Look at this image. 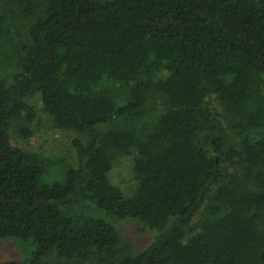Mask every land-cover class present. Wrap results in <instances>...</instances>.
Instances as JSON below:
<instances>
[{
    "label": "trees",
    "instance_id": "trees-1",
    "mask_svg": "<svg viewBox=\"0 0 264 264\" xmlns=\"http://www.w3.org/2000/svg\"><path fill=\"white\" fill-rule=\"evenodd\" d=\"M39 111L66 159L13 144ZM127 220L155 237L121 257ZM8 239L1 264H264V0H0Z\"/></svg>",
    "mask_w": 264,
    "mask_h": 264
},
{
    "label": "rangeland",
    "instance_id": "rangeland-1",
    "mask_svg": "<svg viewBox=\"0 0 264 264\" xmlns=\"http://www.w3.org/2000/svg\"><path fill=\"white\" fill-rule=\"evenodd\" d=\"M208 107L220 113L214 98L206 100ZM37 110L40 105L36 104ZM44 115L38 112V119L32 124L33 134L26 142H21L17 138H12L15 145H21L28 150L38 153L47 159H66L69 155L68 144L76 137L70 132H61L51 129L45 122ZM110 182L117 187L125 196H130L134 190L135 181L131 172V161L128 158H119L114 163L110 172ZM121 244L118 248L119 256H134L142 252L153 240L155 233L145 229L136 221H123L115 224ZM29 252V247L20 242L8 239L0 240V264L20 261ZM50 264H69L64 260H52ZM92 264V263H86Z\"/></svg>",
    "mask_w": 264,
    "mask_h": 264
}]
</instances>
